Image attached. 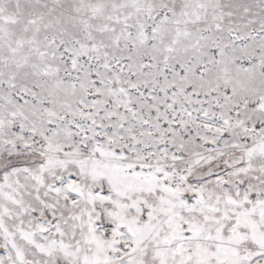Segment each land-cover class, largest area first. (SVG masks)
<instances>
[{
    "label": "snow or ice",
    "instance_id": "snow-or-ice-1",
    "mask_svg": "<svg viewBox=\"0 0 264 264\" xmlns=\"http://www.w3.org/2000/svg\"><path fill=\"white\" fill-rule=\"evenodd\" d=\"M0 264H264V0H0Z\"/></svg>",
    "mask_w": 264,
    "mask_h": 264
}]
</instances>
